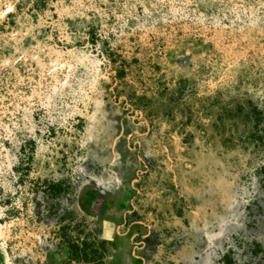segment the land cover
<instances>
[{
    "label": "rangeland",
    "instance_id": "rangeland-1",
    "mask_svg": "<svg viewBox=\"0 0 264 264\" xmlns=\"http://www.w3.org/2000/svg\"><path fill=\"white\" fill-rule=\"evenodd\" d=\"M0 264H264V0H0Z\"/></svg>",
    "mask_w": 264,
    "mask_h": 264
}]
</instances>
